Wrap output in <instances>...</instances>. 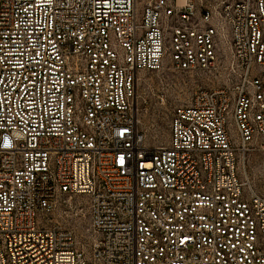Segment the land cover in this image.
Returning a JSON list of instances; mask_svg holds the SVG:
<instances>
[{
    "label": "built area",
    "instance_id": "1",
    "mask_svg": "<svg viewBox=\"0 0 264 264\" xmlns=\"http://www.w3.org/2000/svg\"><path fill=\"white\" fill-rule=\"evenodd\" d=\"M167 62L210 85L152 146L137 76ZM259 144L264 0H0V264H264Z\"/></svg>",
    "mask_w": 264,
    "mask_h": 264
},
{
    "label": "rangeland",
    "instance_id": "2",
    "mask_svg": "<svg viewBox=\"0 0 264 264\" xmlns=\"http://www.w3.org/2000/svg\"><path fill=\"white\" fill-rule=\"evenodd\" d=\"M201 75L175 70L167 62L160 72H141L137 76L135 111L139 129L152 146H165L169 140L172 111L176 105H188L195 92L209 86ZM243 178L264 195V146L250 149L241 160ZM60 224L77 235L78 241L90 243L89 217L82 198H64L59 202Z\"/></svg>",
    "mask_w": 264,
    "mask_h": 264
}]
</instances>
